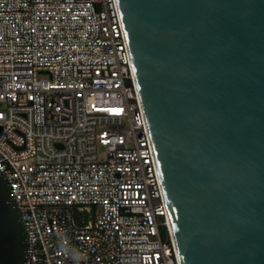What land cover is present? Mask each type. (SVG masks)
I'll list each match as a JSON object with an SVG mask.
<instances>
[{
  "label": "built area",
  "instance_id": "obj_1",
  "mask_svg": "<svg viewBox=\"0 0 264 264\" xmlns=\"http://www.w3.org/2000/svg\"><path fill=\"white\" fill-rule=\"evenodd\" d=\"M0 172L26 264H183L118 0H0Z\"/></svg>",
  "mask_w": 264,
  "mask_h": 264
},
{
  "label": "water",
  "instance_id": "obj_2",
  "mask_svg": "<svg viewBox=\"0 0 264 264\" xmlns=\"http://www.w3.org/2000/svg\"><path fill=\"white\" fill-rule=\"evenodd\" d=\"M183 264H264V0H118ZM28 235L0 172V264Z\"/></svg>",
  "mask_w": 264,
  "mask_h": 264
},
{
  "label": "rangeland",
  "instance_id": "obj_3",
  "mask_svg": "<svg viewBox=\"0 0 264 264\" xmlns=\"http://www.w3.org/2000/svg\"><path fill=\"white\" fill-rule=\"evenodd\" d=\"M162 235H163V239L167 240L168 236H167L166 230L164 228L162 229Z\"/></svg>",
  "mask_w": 264,
  "mask_h": 264
}]
</instances>
